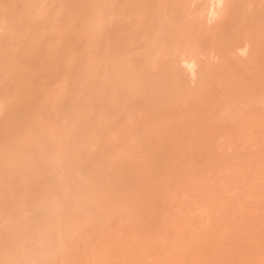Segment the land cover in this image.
Segmentation results:
<instances>
[{"label":"rangeland","instance_id":"obj_1","mask_svg":"<svg viewBox=\"0 0 264 264\" xmlns=\"http://www.w3.org/2000/svg\"><path fill=\"white\" fill-rule=\"evenodd\" d=\"M39 2L0 71V264H264V0Z\"/></svg>","mask_w":264,"mask_h":264},{"label":"bare ground","instance_id":"obj_2","mask_svg":"<svg viewBox=\"0 0 264 264\" xmlns=\"http://www.w3.org/2000/svg\"><path fill=\"white\" fill-rule=\"evenodd\" d=\"M14 1H16V0H14ZM13 1V2H14ZM21 1V3H22V5L25 7V10L24 11H22L23 12V14L22 15H20L21 17L24 15V16H26L25 18L26 19H22L20 16H18V18L20 17L22 20H25V22L24 23H26L25 25H23V24H17V22H15L16 23V25H18V26H20V28H21V25H23L24 27H23V29L22 30H20V28L18 27V26H16V25H8V24H14V23H10L11 21L8 19V21L7 22H9L7 25V31H8V35H9V38L11 37V39H9V40H13L14 38H15V40H17L16 38L17 37H15L16 35L17 36H19V35H22V34H19L21 31V33H23V36H21V38H19V40H17L18 42L16 43L15 42V40L13 41V44L12 43H10L9 42V40L8 41H5V39H4V41L5 42H2V43H0V71H2V75H4L5 73H11V74H14V73H16L15 71H17V67H16V65H14V63H10V64H8L9 65V67H8V65H7V58H4L5 56H3L4 54H5V51L9 48V46H11V45H16V44H18L19 46H18V49H20V50H15L14 52H12V53H9V55L11 54L12 56H13V59L14 58H16L18 55H19V53L21 52V51H23L24 52V54H23V56H26V55H30V56H33V53L34 52H36L37 51V49H39V44L41 43V41L40 40H43L44 38H40V40H37V39H35L36 40V42L34 41V43H36L35 44V46H32V47H28L27 45H30L32 42V40L29 42V41H27L29 38H30V36L29 35H32V34H30V31H33L35 28H37V26H42L44 23L43 22H45V16L47 15V12H46V9H42V3H40L38 0H18L17 2H20ZM213 1V0H212ZM224 0H217V2L219 3V5L221 4V2H223ZM45 3V2H44ZM21 6V5H20ZM22 6V7H23ZM14 7V6H13ZM23 7V8H24ZM21 12V13H22ZM20 19V20H21ZM19 20V19H18ZM13 22H14V20H13ZM18 23H19V21H18ZM22 23H23V21H22ZM43 23V24H42ZM46 23V22H45ZM19 29H18V28ZM42 27H44L45 28V25H43ZM42 27H41V29H42ZM48 27V26H47ZM40 28V27H39ZM38 29V28H37ZM19 30V31H18ZM37 31V30H36ZM44 32H43V34L45 33L46 34V32L47 31H45V30H43ZM19 32V33H18ZM38 32V31H37ZM41 31H39L38 33H40ZM17 33V34H16ZM33 33V32H32ZM36 33V32H35ZM34 33V34H35ZM42 33V32H41ZM40 33V34H41ZM19 34V35H18ZM33 34V35H34ZM39 34V36L40 37H43V34H42V36ZM35 36V35H34ZM38 35H36V37H37ZM38 36V37H39ZM45 36V35H44ZM22 37H24V38H22ZM37 37V38H38ZM13 38V39H12ZM28 38V39H27ZM46 38V37H45ZM8 39V38H7ZM30 40V39H29ZM0 41H1V39H0ZM33 44V43H32ZM16 47V46H15ZM9 50V49H8ZM7 50V51H8ZM12 50V49H11ZM6 56H7V53H6ZM6 59V60H5ZM12 59V58H11ZM19 71V75H18V77L20 78V79H22L21 77L23 76L22 75V70L21 69H19L18 70ZM3 72H4V74H3ZM29 73V72H28ZM5 76V75H4ZM1 79V78H0ZM2 79H4V78H2ZM29 80H30V78H29ZM2 81V80H1ZM0 84H1V82H0ZM1 89V88H0Z\"/></svg>","mask_w":264,"mask_h":264}]
</instances>
